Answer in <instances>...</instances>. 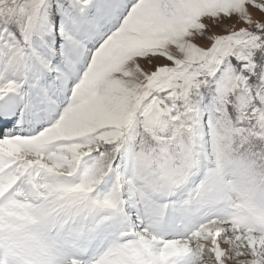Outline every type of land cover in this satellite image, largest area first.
<instances>
[{
	"label": "snow or ice",
	"instance_id": "6c2138e0",
	"mask_svg": "<svg viewBox=\"0 0 264 264\" xmlns=\"http://www.w3.org/2000/svg\"><path fill=\"white\" fill-rule=\"evenodd\" d=\"M0 264H264V0H0Z\"/></svg>",
	"mask_w": 264,
	"mask_h": 264
}]
</instances>
